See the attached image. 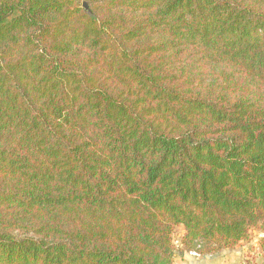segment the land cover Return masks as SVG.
Returning a JSON list of instances; mask_svg holds the SVG:
<instances>
[{
	"label": "trees",
	"instance_id": "1",
	"mask_svg": "<svg viewBox=\"0 0 264 264\" xmlns=\"http://www.w3.org/2000/svg\"><path fill=\"white\" fill-rule=\"evenodd\" d=\"M260 224L264 0H0V264H174V226L208 255Z\"/></svg>",
	"mask_w": 264,
	"mask_h": 264
},
{
	"label": "rangeland",
	"instance_id": "2",
	"mask_svg": "<svg viewBox=\"0 0 264 264\" xmlns=\"http://www.w3.org/2000/svg\"><path fill=\"white\" fill-rule=\"evenodd\" d=\"M186 230L183 226H174L172 238L175 247L174 264L186 261V256H194L207 264H264V230L262 225L251 227L250 238L236 247L222 249L208 255L194 251H185L183 238ZM238 253V254H237Z\"/></svg>",
	"mask_w": 264,
	"mask_h": 264
},
{
	"label": "crops",
	"instance_id": "3",
	"mask_svg": "<svg viewBox=\"0 0 264 264\" xmlns=\"http://www.w3.org/2000/svg\"><path fill=\"white\" fill-rule=\"evenodd\" d=\"M181 264H207V263L202 262L201 260H199V258H195L194 256H190V255L188 256L187 255L186 256V261L185 262H181Z\"/></svg>",
	"mask_w": 264,
	"mask_h": 264
},
{
	"label": "water",
	"instance_id": "4",
	"mask_svg": "<svg viewBox=\"0 0 264 264\" xmlns=\"http://www.w3.org/2000/svg\"><path fill=\"white\" fill-rule=\"evenodd\" d=\"M83 7L87 10L89 15L93 16V13H92L87 1L83 2Z\"/></svg>",
	"mask_w": 264,
	"mask_h": 264
},
{
	"label": "built area",
	"instance_id": "5",
	"mask_svg": "<svg viewBox=\"0 0 264 264\" xmlns=\"http://www.w3.org/2000/svg\"><path fill=\"white\" fill-rule=\"evenodd\" d=\"M193 253V252H192Z\"/></svg>",
	"mask_w": 264,
	"mask_h": 264
}]
</instances>
